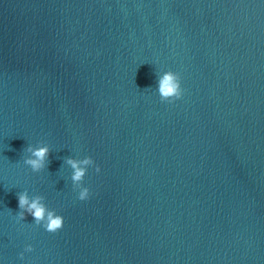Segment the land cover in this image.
<instances>
[{"label": "water", "instance_id": "water-1", "mask_svg": "<svg viewBox=\"0 0 264 264\" xmlns=\"http://www.w3.org/2000/svg\"><path fill=\"white\" fill-rule=\"evenodd\" d=\"M0 264H264V0H0Z\"/></svg>", "mask_w": 264, "mask_h": 264}, {"label": "clouds", "instance_id": "clouds-1", "mask_svg": "<svg viewBox=\"0 0 264 264\" xmlns=\"http://www.w3.org/2000/svg\"><path fill=\"white\" fill-rule=\"evenodd\" d=\"M158 95L161 103H175L183 98L184 90L181 86V77L172 71H167L158 77ZM27 156L23 164L30 167L33 173H40L45 170L50 163V149L48 146L41 144L36 147L28 146L26 148ZM64 164L72 170L71 182L73 191L78 192V200L87 201L91 192L90 189L83 186L84 178L90 167H95L99 173L101 169L95 165L91 157L83 159L66 158ZM20 211L16 214V220L24 221L25 213L34 218V223L38 227H43L50 234H56L62 230L64 219L58 215L55 210H50L44 203L43 196H29L27 190L17 193ZM34 248L31 245L25 247L24 252L20 253L19 259L24 260V253H31Z\"/></svg>", "mask_w": 264, "mask_h": 264}]
</instances>
